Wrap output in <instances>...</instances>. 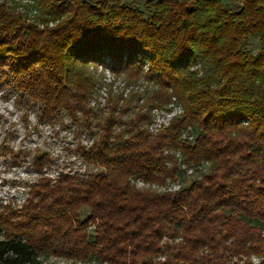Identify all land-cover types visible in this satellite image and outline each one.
<instances>
[{"label":"trees","instance_id":"16d2710c","mask_svg":"<svg viewBox=\"0 0 264 264\" xmlns=\"http://www.w3.org/2000/svg\"><path fill=\"white\" fill-rule=\"evenodd\" d=\"M12 2L0 3V89L45 113L65 110L91 132L95 124L99 139L83 156L103 171L43 179L21 212L2 209L0 264H40L45 254L96 264H264V0L233 9L222 0H156L147 13L128 1L30 0L34 22ZM250 37L261 42L256 54ZM93 62L148 80L157 87L152 106L174 97L183 113L152 132L141 126L151 121L145 114L123 118L130 108L118 109L122 97L113 95L105 117L87 103ZM206 163L209 173L176 190L132 183L166 185Z\"/></svg>","mask_w":264,"mask_h":264},{"label":"rangeland","instance_id":"374dc122","mask_svg":"<svg viewBox=\"0 0 264 264\" xmlns=\"http://www.w3.org/2000/svg\"><path fill=\"white\" fill-rule=\"evenodd\" d=\"M15 1L20 4L17 10L24 15L27 22H34V17L39 14L38 8L34 7L30 0ZM110 1L132 2L135 7L147 13L148 1L156 0ZM4 2L13 6L12 0H0V3ZM222 2L232 9L242 4V0ZM56 23L57 21L49 22V27H54ZM37 24L45 28V23ZM248 49L253 54L258 53L261 49L260 40L250 37ZM88 71L96 83L87 103L94 110L101 111L105 117L113 106V95L122 97L118 109L125 108V105L130 108L128 113L123 114V118L129 114H145L151 121L141 126L150 130L154 120L167 125L183 113L181 105L175 102L174 97L175 104L170 103L162 109L152 106L148 101L157 87L146 79L132 81L123 74L114 72L110 65H100L97 62L90 64ZM132 93L142 97L138 101L134 99L127 103ZM27 98L14 88L0 89V211L8 209L21 212L30 201H36L35 194L39 191L43 179H51L55 184L62 176L85 179L90 174L103 171L101 166L89 163L83 156L85 149L88 150L99 139L95 124L91 132L83 123L74 120L67 111L45 113L40 104L33 100H22ZM78 115H82L80 111ZM157 126L159 125L156 124L155 127ZM182 168L185 169V166L182 165ZM211 168V165L206 163L196 172L193 168L188 169L180 181L173 182L169 179L166 185L146 184L142 180H133L132 183L140 189L151 187L156 191L176 190L189 186L193 180L209 173ZM89 214L90 208L83 207L79 217L86 219ZM94 228V225L90 226L91 230ZM259 260L260 258L254 257L252 261L257 264ZM40 261V264H96L46 254L42 255Z\"/></svg>","mask_w":264,"mask_h":264},{"label":"built area","instance_id":"2783aa9c","mask_svg":"<svg viewBox=\"0 0 264 264\" xmlns=\"http://www.w3.org/2000/svg\"><path fill=\"white\" fill-rule=\"evenodd\" d=\"M173 104H175L174 102H172ZM182 110V109H181ZM155 123V124H154ZM159 125V126H157V127H155V125ZM169 124V123H168ZM167 124V125H168ZM153 126L151 127V130L150 131H152V132H156L158 129H160L161 127H163V126H167V125H163V124H160L158 121H156V120H154L153 121V124H152Z\"/></svg>","mask_w":264,"mask_h":264}]
</instances>
